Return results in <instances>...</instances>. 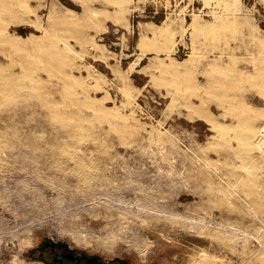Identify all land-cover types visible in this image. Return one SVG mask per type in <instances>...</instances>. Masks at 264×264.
<instances>
[{
  "label": "rangeland",
  "instance_id": "obj_1",
  "mask_svg": "<svg viewBox=\"0 0 264 264\" xmlns=\"http://www.w3.org/2000/svg\"><path fill=\"white\" fill-rule=\"evenodd\" d=\"M48 239L264 264V0H0V264Z\"/></svg>",
  "mask_w": 264,
  "mask_h": 264
},
{
  "label": "flooded vegetation",
  "instance_id": "obj_2",
  "mask_svg": "<svg viewBox=\"0 0 264 264\" xmlns=\"http://www.w3.org/2000/svg\"><path fill=\"white\" fill-rule=\"evenodd\" d=\"M53 240L42 241L30 255H36L43 264H126L122 258L101 259L96 254L78 251Z\"/></svg>",
  "mask_w": 264,
  "mask_h": 264
},
{
  "label": "bare ground",
  "instance_id": "obj_3",
  "mask_svg": "<svg viewBox=\"0 0 264 264\" xmlns=\"http://www.w3.org/2000/svg\"><path fill=\"white\" fill-rule=\"evenodd\" d=\"M194 249V248H193ZM199 249V248H198ZM198 249H197V251H198ZM200 252H201V249L199 250ZM198 251V252H199ZM194 253V252H193ZM202 253V255H199V258L198 259H196L197 261H195V262H197V264H217V263H220V262H218L219 261V259H218V256L214 253V252H212V251H207V249H206V251H202L201 252ZM195 255L193 256V257H195V256H197L196 254H198V253H194ZM218 254V253H217ZM260 255H262V257H264V251H262L261 253H260ZM258 256V255H257ZM258 261V260H257ZM194 262V263H195ZM223 262V261H222ZM260 262V261H259ZM257 263V262H256ZM261 263V262H260Z\"/></svg>",
  "mask_w": 264,
  "mask_h": 264
},
{
  "label": "water",
  "instance_id": "obj_4",
  "mask_svg": "<svg viewBox=\"0 0 264 264\" xmlns=\"http://www.w3.org/2000/svg\"><path fill=\"white\" fill-rule=\"evenodd\" d=\"M58 244H61V245H66V246H68L67 244H65V243H63V242H60L59 241V243Z\"/></svg>",
  "mask_w": 264,
  "mask_h": 264
}]
</instances>
